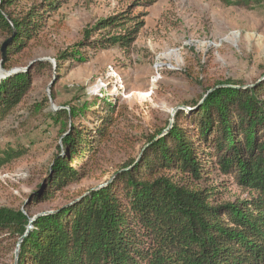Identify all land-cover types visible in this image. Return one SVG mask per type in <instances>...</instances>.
Masks as SVG:
<instances>
[{"label": "trees", "instance_id": "16d2710c", "mask_svg": "<svg viewBox=\"0 0 264 264\" xmlns=\"http://www.w3.org/2000/svg\"><path fill=\"white\" fill-rule=\"evenodd\" d=\"M14 1L0 0V38L10 39L6 60L37 39L70 0H44L24 17L8 14ZM144 24L126 13L102 19L77 44V54L128 52ZM47 68L41 63L33 70ZM32 82V71L0 81V122L24 103ZM206 93L201 105L179 110L166 135L148 137L142 158L110 184L80 194L29 229L33 206L54 201L87 176L85 162L111 138L119 107L108 103L94 128L72 124L65 152L30 195L26 212L0 208V246L15 249L23 238L17 264H264V79L218 84ZM28 154L23 147L0 148V171ZM231 187L242 196H232Z\"/></svg>", "mask_w": 264, "mask_h": 264}, {"label": "rangeland", "instance_id": "374dc122", "mask_svg": "<svg viewBox=\"0 0 264 264\" xmlns=\"http://www.w3.org/2000/svg\"><path fill=\"white\" fill-rule=\"evenodd\" d=\"M43 1L15 0L8 14L24 17ZM147 1L70 0L37 39L9 60L2 47L10 39L0 38V81L33 75L24 103L0 122V148L29 151L0 171V208L25 211L60 150L65 152L72 124L94 128L95 115L108 103H117L119 119L98 156L85 162L87 176L54 201L33 206L32 215L55 211L106 185L132 159H139L148 137L166 135L177 109L201 103L216 85L251 86L264 79V0H240L232 6L220 0L139 5ZM123 13L145 23L128 52L116 48L77 54V44L100 20ZM41 63L52 69L33 70ZM230 191L242 196L237 187ZM17 244L15 249L9 242L0 246V264L12 263Z\"/></svg>", "mask_w": 264, "mask_h": 264}, {"label": "water", "instance_id": "95a60500", "mask_svg": "<svg viewBox=\"0 0 264 264\" xmlns=\"http://www.w3.org/2000/svg\"><path fill=\"white\" fill-rule=\"evenodd\" d=\"M9 42H10V41H9ZM9 42L5 43V44L3 45V47H2V54H3L4 56H5V52H6V49H7V46H8V44H9ZM9 75H12V74H9ZM231 87H232V86H231ZM201 103H203V101H202ZM201 103H200V105H201ZM181 109H183V108H179V109H177L176 112H178V111L181 110ZM145 148H146V147H145ZM145 148L143 149V151L145 150ZM142 156H143V153H141L139 159H141ZM114 178H115V177H114ZM114 178H112L107 184H110V183L114 180ZM107 184H106V185H107ZM106 185H102V187H105ZM100 188H101V187H100ZM97 189H99V188H97ZM97 189H96V190H97ZM77 201H79V199H77L76 201H74V202L70 203L69 205H67L66 208L69 207V206H71V205H73V204H75ZM57 212H58V211H50V212L41 213V214L35 216L34 218H32V219L30 220V226H29V229H31V228L33 227V225L35 224L36 220H37L39 217H42V216H48V215H53V214H55V213H57ZM22 241H23V238L20 239L19 242H18V244H17V250H16V255H15V264H17V261H18L19 251H20V246H21Z\"/></svg>", "mask_w": 264, "mask_h": 264}]
</instances>
